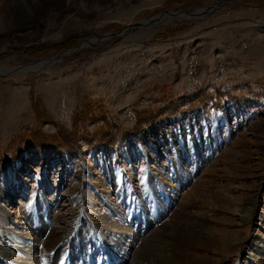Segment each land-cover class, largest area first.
Returning <instances> with one entry per match:
<instances>
[{
  "label": "rangeland",
  "instance_id": "374dc122",
  "mask_svg": "<svg viewBox=\"0 0 264 264\" xmlns=\"http://www.w3.org/2000/svg\"><path fill=\"white\" fill-rule=\"evenodd\" d=\"M221 1L17 0L0 27L7 211L76 236L108 214L136 221L131 263L170 246L193 264H264V0L205 13ZM165 12L180 13L137 24Z\"/></svg>",
  "mask_w": 264,
  "mask_h": 264
},
{
  "label": "bare ground",
  "instance_id": "6f19581e",
  "mask_svg": "<svg viewBox=\"0 0 264 264\" xmlns=\"http://www.w3.org/2000/svg\"><path fill=\"white\" fill-rule=\"evenodd\" d=\"M225 1L226 0H222L213 8L207 9L205 13L220 8ZM7 2H9V4ZM23 3L25 4V1H23ZM28 7L34 8L32 3L28 5ZM17 9H20L17 5V0H0V27L4 25L5 18L7 16H9L8 20L11 21V14L7 10H11V12L15 14ZM4 10L7 12L2 13ZM172 15L178 16L179 14ZM10 24H12V22H8L9 26ZM61 35V33L55 34L50 37V39L53 42L58 41L62 38L63 35ZM51 64L52 62L48 64L40 63L38 65H31L26 68H21L20 71L22 73L32 72L34 70L36 71L47 68ZM9 71L10 70L7 68H0V74ZM5 181L4 185L0 183V264H110L109 261L113 260V256H115V260L118 261L116 264H147V262L144 261L138 263L133 261L131 263L129 251L126 247L128 246L127 239H130L129 241L137 240V235L132 234L134 228L140 230L136 221L133 226L128 225L126 221V226L122 223L114 222L109 224L111 217L108 214L105 218L98 217L95 219L96 225L93 226V228L91 224L84 228L82 225V228L80 227L77 236L75 234H68V231L60 227L46 225V223H44V218L46 219L47 217L46 212H43V214L36 212V215L30 213V217L24 221L20 219L15 212L11 213L7 211L8 207L12 206L13 203L11 199L9 204L8 201L10 196L4 193V189L1 185L4 187H11L12 185L10 184H12V179L11 177H7ZM47 204L48 202L43 200L44 208H47ZM244 211L247 210L243 209L240 211L243 215H241L239 211H237L235 215L238 217H244L246 216ZM101 228L105 229V234L101 231ZM91 229H94L96 233L91 232ZM98 229L102 234L97 232ZM153 230L147 228L146 234H150ZM179 234L181 235V241L183 240V242H185V234H182V232ZM79 236L82 237L81 241L77 239ZM166 236V226L157 230L155 233V237ZM193 240L196 241V243L200 242L204 245L207 244L198 238H193ZM107 241L111 245H109ZM209 246L216 250L213 243H210ZM103 248L106 251H104ZM149 253L153 260L158 259L160 264L166 263L167 259L176 260L181 264H193L192 261L177 256V248H172L170 246L162 249L152 248ZM73 260L76 261L72 263Z\"/></svg>",
  "mask_w": 264,
  "mask_h": 264
},
{
  "label": "water",
  "instance_id": "95a60500",
  "mask_svg": "<svg viewBox=\"0 0 264 264\" xmlns=\"http://www.w3.org/2000/svg\"><path fill=\"white\" fill-rule=\"evenodd\" d=\"M177 13H180V12H177ZM177 13H172V12H165V13H162V14H159V15H157L155 18H153V19H151V20H149V21H146L145 23H143V22H138L137 24L138 25H145V24H147V23H151V22H156V21H159V20H161V18H163L165 15L164 14H167V15H169V16H173L172 14H177ZM163 16V17H162ZM161 17V18H160ZM175 17V16H174ZM173 17V18H174ZM70 54V52H68V53H66L64 56H68ZM4 74V73H3ZM3 74H0V76H2Z\"/></svg>",
  "mask_w": 264,
  "mask_h": 264
}]
</instances>
